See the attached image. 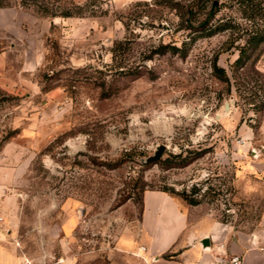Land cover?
<instances>
[{
	"label": "rangeland",
	"instance_id": "374dc122",
	"mask_svg": "<svg viewBox=\"0 0 264 264\" xmlns=\"http://www.w3.org/2000/svg\"><path fill=\"white\" fill-rule=\"evenodd\" d=\"M252 37L264 39V0H0V242L21 264H145L121 242L138 240L144 193L163 190L257 231L264 43ZM161 146L158 162L186 165L145 164Z\"/></svg>",
	"mask_w": 264,
	"mask_h": 264
},
{
	"label": "crops",
	"instance_id": "0c3cea01",
	"mask_svg": "<svg viewBox=\"0 0 264 264\" xmlns=\"http://www.w3.org/2000/svg\"><path fill=\"white\" fill-rule=\"evenodd\" d=\"M142 202L139 241L125 237L121 243L145 264H228L233 256H240L243 264H264V212L257 231L242 236L212 216H199V206L189 210L165 192L147 191ZM205 239L208 248L201 245ZM167 253L169 260L163 258ZM21 263L16 248L0 242V264ZM59 264L75 260L63 257Z\"/></svg>",
	"mask_w": 264,
	"mask_h": 264
},
{
	"label": "trees",
	"instance_id": "16d2710c",
	"mask_svg": "<svg viewBox=\"0 0 264 264\" xmlns=\"http://www.w3.org/2000/svg\"><path fill=\"white\" fill-rule=\"evenodd\" d=\"M78 11L77 12H70V11H67V12H63L61 13L60 15L62 17H72V16H83L84 13L82 12V10L80 8H77ZM48 12V10H46V13ZM49 13V12H48ZM55 13V12H54ZM51 14L52 16H55V14ZM214 34H216V32H213L211 34H207V36L205 37H210V36H213ZM247 43L248 45H253L254 47H258L260 46L262 43H264V39L260 38L259 40L252 37L250 39L247 40ZM174 50L176 51L177 48H174ZM242 62V58L239 57L236 64H240ZM215 72H216V76H218L220 79H224L225 81H229L228 80V77L226 76V72L225 70L223 69H220V68H215ZM157 164H160L163 168H166V169H171V168H174V167H180V166H185L186 165V162L185 160L181 162V164H177V163H173L171 162V159L170 158H167L166 160H161L160 162H158ZM162 192H165L167 194H170L171 196H174V195H181L183 197V199L190 205V206H198L202 203V200H198V199H194V198H191V195L197 193V192H194L193 194H187L186 192H183L182 194H177L176 192H174L173 190L170 191V190H163Z\"/></svg>",
	"mask_w": 264,
	"mask_h": 264
},
{
	"label": "water",
	"instance_id": "95a60500",
	"mask_svg": "<svg viewBox=\"0 0 264 264\" xmlns=\"http://www.w3.org/2000/svg\"><path fill=\"white\" fill-rule=\"evenodd\" d=\"M225 109H226V111L229 110V105L228 104L225 105ZM165 149H166L165 146H161L155 152V154L153 156L149 157L148 159H146L144 163L145 164H149V163H156V162H158L162 158ZM201 245H202L203 248H208L209 247V240L208 239L202 240L201 241Z\"/></svg>",
	"mask_w": 264,
	"mask_h": 264
},
{
	"label": "built area",
	"instance_id": "2783aa9c",
	"mask_svg": "<svg viewBox=\"0 0 264 264\" xmlns=\"http://www.w3.org/2000/svg\"><path fill=\"white\" fill-rule=\"evenodd\" d=\"M228 264H243V260L240 256H233L229 259Z\"/></svg>",
	"mask_w": 264,
	"mask_h": 264
}]
</instances>
